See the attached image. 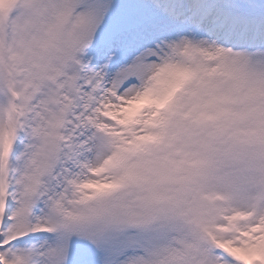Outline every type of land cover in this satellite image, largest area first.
Segmentation results:
<instances>
[{
    "label": "snow or ice",
    "instance_id": "6c2138e0",
    "mask_svg": "<svg viewBox=\"0 0 264 264\" xmlns=\"http://www.w3.org/2000/svg\"><path fill=\"white\" fill-rule=\"evenodd\" d=\"M0 264H264V0H0Z\"/></svg>",
    "mask_w": 264,
    "mask_h": 264
}]
</instances>
